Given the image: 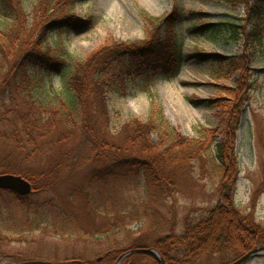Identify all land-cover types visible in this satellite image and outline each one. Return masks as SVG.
Segmentation results:
<instances>
[{
	"label": "trees",
	"instance_id": "obj_1",
	"mask_svg": "<svg viewBox=\"0 0 264 264\" xmlns=\"http://www.w3.org/2000/svg\"><path fill=\"white\" fill-rule=\"evenodd\" d=\"M55 1L40 0L35 8L33 22L30 23L21 1L14 6L11 0H1V14L5 26L0 28V87L20 94L28 107L22 110L17 106L13 107L14 103L6 105L3 97L0 106V138L23 158L24 164L13 158L12 152L5 158H0V175H19L33 184V193L27 197L0 190L10 198V214H14L11 208L17 207L23 211L28 222L33 209V206H25L28 205V198L39 191L52 190L62 168L68 167L72 170V166L68 165L69 159L58 161L57 146L49 139L60 125L76 126L80 119L89 134L93 130V125L90 124L92 116L85 106L93 98L94 102L103 103L96 110L104 117L101 128L99 127L104 135L99 141V133L93 132L94 139L90 143L89 154L102 168L91 172L86 190H74L71 204L80 203L92 215L106 217L105 226L99 225L101 227L96 228L95 232L87 229L83 231L77 227V217L57 209L53 203L46 205L49 212L44 209L40 218L34 217L29 223L31 229H36L46 222L45 219L53 216L55 221L44 228L46 233L64 240H98V245L105 247L95 259L77 257L66 260L63 264H116L128 250L148 247L160 252L166 264H193L210 255L225 253L233 254L236 261L251 250L264 246V226L258 225L251 215L246 216L238 211L233 199L234 185L239 173L234 145L238 138L240 114L256 86L252 74V60L264 48V0L244 2L248 13L243 20L245 25L229 22L221 26L198 29L203 34H224L229 41L242 44L243 48L237 57L231 59L217 54L208 55L201 50L194 54L199 63L213 61L221 73L239 75L235 85L224 86L223 94L227 98L201 100L196 96L192 97L196 104L205 103L210 109L218 110L222 115L221 128H201L198 137L191 139L171 128L165 119L163 108L154 105L146 121L132 119L124 127L123 132L127 136L124 148L105 139L110 125V112L104 91H108L110 87L117 89L116 79L121 73L117 74L116 63L124 57L143 61L146 60L142 58L151 57L152 60L146 64L143 62L144 65L150 71L161 70L168 79L179 73L181 47L174 33L180 19L179 7L175 6L164 18L144 17L147 24L145 41L135 43L110 39L85 60L75 62L73 74L69 78L75 97L66 100L58 95L47 105L40 103V99L37 100L35 96H43L44 92L41 91L42 79L36 77L33 69L38 68L49 73L61 72L68 54L63 47L55 49L49 43L50 35L65 29L86 30L93 23L91 17L81 19L71 10L78 0H67L64 6H55ZM221 134L226 135V138L220 141L217 136ZM153 135L158 138L157 144L150 141ZM162 147H165V153L160 154L162 158H158L159 149ZM213 147L220 159L215 163L221 179L217 187L218 200L216 204L206 208L196 222H188L184 233H177L171 228L168 235L156 240L152 246L143 244L142 239L134 235L110 237L111 234L117 235L126 231L127 215L133 219L139 218L130 212L135 204L131 203L128 193L139 186L140 180L144 179L148 187L171 193L178 183L177 170L182 171L183 166L209 153ZM52 156L55 157L53 161L50 160ZM77 193H80L79 196ZM4 205L0 199V215L4 211ZM36 211L37 215L39 211ZM3 232L9 230L3 229L0 223V234ZM123 264L159 263L152 255L138 254L128 256Z\"/></svg>",
	"mask_w": 264,
	"mask_h": 264
},
{
	"label": "rangeland",
	"instance_id": "obj_2",
	"mask_svg": "<svg viewBox=\"0 0 264 264\" xmlns=\"http://www.w3.org/2000/svg\"><path fill=\"white\" fill-rule=\"evenodd\" d=\"M20 1L28 21L32 23L35 8L40 0H11L14 6ZM246 1L249 0H78L71 10L81 19L91 17L92 26L82 31L76 29L55 31L50 35L49 43L55 49L63 47L68 53L64 55L66 65L57 73L33 69L36 77L42 79L41 91L44 92L43 96L41 94L35 96L37 100L40 99V103L47 105L58 95L66 100L75 97L69 84L75 62L85 60L89 54L110 39L135 43L145 41L147 24L144 17L164 18L175 6H178L180 19L174 33L181 47L179 73L168 79L161 70L150 71L144 63L152 60L151 57L142 58L146 61L133 57L118 59L116 71L117 74H121L116 79L117 89L110 87L108 91H104L110 112V125L108 134L105 133V139L111 144L124 148L127 139L123 132L124 127L132 119L146 121L154 105L163 108L165 119L171 128L191 139L198 137L201 128L213 130L221 128L222 115L218 110L210 109L205 103L196 104L192 101V97L196 96L201 100L227 98L228 96L223 94L224 86L235 85L239 75L221 73L213 61L199 63L194 54L195 51L201 50L208 55L217 54L231 59L237 57L243 48L242 44L229 41L224 34L220 36L208 32L203 34L198 29L221 26L229 22L245 25L243 20L248 15L244 3ZM55 2V6H64L67 0ZM4 24L0 0V28H3ZM257 54L252 60V74L256 86L250 93L249 100L243 105L237 131L238 138L234 145L239 173L234 185L233 199L238 211L246 216L251 215L258 225L264 226V48ZM9 94H11L10 98ZM3 97L7 102L6 105L14 103L13 107L17 106L22 110L28 107L20 94L0 87V106ZM102 104L94 102L91 98L85 106L91 113L93 122H90L93 130L89 134L80 119L76 126L60 125V128L51 135L49 141L57 146L58 161L69 159L68 165L72 166V170L68 167L62 168L52 190H42L28 198V205L25 206L29 208L33 206L30 214L32 217L28 218V222L23 211L17 207L11 208L14 214H10L8 204L10 198L6 193L0 192V199L5 203L4 211L0 215V223L3 229H8L10 232L0 234V264L25 262L63 264L66 260L77 257L95 259L105 250L104 246L98 245V240L86 242L64 240L54 234L46 233L44 228L53 224L55 221L53 216L45 219L46 222L41 223L39 228L31 229L29 224L30 219L40 218L43 210H48L46 205L53 203L58 207L57 209L77 217V227L83 231L87 229L95 232L96 228L101 227L99 225L105 226L106 217L92 215L89 209L80 203L71 204L74 190L80 189L82 192L86 190L91 172L102 168V165L89 154L90 143L94 139L93 132L100 134L97 135L99 141L104 135L99 131L104 117L97 113ZM223 134L217 136L218 140L226 138ZM150 141L157 144V136L153 135ZM165 150V147L160 148L157 157L162 158L161 155ZM10 153L13 158L24 164L23 158L0 138V158H5ZM54 159V156L50 158L51 161ZM219 160L217 150L213 147L209 153L183 166L182 171L177 170L178 183L171 193L148 187L144 179L140 180L139 186L128 193L131 203L135 204L130 208V212L139 218L136 217V220L127 215L126 231L117 235L111 234L110 237L134 235L142 239L143 244L152 246L156 240L168 235L171 228L177 233H184L188 222H196L205 209L216 204L218 200L217 187L221 179L215 163ZM79 194L77 193L78 196ZM36 210L39 211L37 215ZM234 257L233 254L228 253L210 255L193 264H231L235 262ZM246 264H264V255L252 258Z\"/></svg>",
	"mask_w": 264,
	"mask_h": 264
},
{
	"label": "water",
	"instance_id": "obj_3",
	"mask_svg": "<svg viewBox=\"0 0 264 264\" xmlns=\"http://www.w3.org/2000/svg\"><path fill=\"white\" fill-rule=\"evenodd\" d=\"M33 185L30 181L25 178H22L19 175L14 174H1L0 175V190H6L10 192H14L22 197L30 196L33 193ZM152 255L154 256L159 264H166V261L160 252H158L155 248H138V249H130L118 259L116 264H123V262L130 255ZM264 255V246L251 250L248 254L241 256L240 259L231 264H246L251 261L252 258L260 257ZM23 264H54L51 262H25Z\"/></svg>",
	"mask_w": 264,
	"mask_h": 264
},
{
	"label": "bare ground",
	"instance_id": "obj_4",
	"mask_svg": "<svg viewBox=\"0 0 264 264\" xmlns=\"http://www.w3.org/2000/svg\"><path fill=\"white\" fill-rule=\"evenodd\" d=\"M184 105H185L184 107H186V106H187L185 103H184Z\"/></svg>",
	"mask_w": 264,
	"mask_h": 264
}]
</instances>
